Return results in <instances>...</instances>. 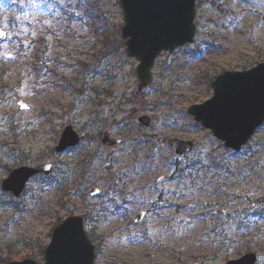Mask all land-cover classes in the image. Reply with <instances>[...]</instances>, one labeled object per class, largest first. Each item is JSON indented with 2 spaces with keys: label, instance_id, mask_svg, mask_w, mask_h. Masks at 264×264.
<instances>
[{
  "label": "rangeland",
  "instance_id": "obj_1",
  "mask_svg": "<svg viewBox=\"0 0 264 264\" xmlns=\"http://www.w3.org/2000/svg\"><path fill=\"white\" fill-rule=\"evenodd\" d=\"M196 8L194 41L163 51L139 92L138 60L125 48L100 53L94 34L121 39L117 0H0V264L44 262L54 228L73 215L96 264H226L248 252L264 264V123L234 151L188 112L212 97L218 74L264 62V0ZM43 43L47 62L34 71ZM81 61L92 66L82 91L55 77L79 76ZM68 125L80 142L57 152ZM107 130L118 144L101 142ZM171 137L193 150L177 154ZM48 158L52 174L33 177L19 199L3 191L12 169Z\"/></svg>",
  "mask_w": 264,
  "mask_h": 264
},
{
  "label": "water",
  "instance_id": "obj_2",
  "mask_svg": "<svg viewBox=\"0 0 264 264\" xmlns=\"http://www.w3.org/2000/svg\"><path fill=\"white\" fill-rule=\"evenodd\" d=\"M197 0H118L123 11L124 24L121 27V39L129 57L136 58L138 91L143 92L152 82V68L156 58L163 52H172L176 48L194 41L197 26ZM264 20V16H263ZM0 36V43L7 37ZM213 95L200 104L188 108L196 121L209 128L214 135L224 142L225 147L239 151L246 145L256 130L264 122V62L243 71H224L212 81ZM21 109L30 106L23 100L18 101ZM139 121L149 126L151 118L141 116ZM80 135L72 125H68L59 140L56 150L64 152L77 145ZM102 143L112 146L118 139L110 138V131L103 134ZM168 144H177L178 154L188 153L194 142L177 137L169 138ZM53 163L50 161L37 166L23 165L13 169L3 180L4 191L21 196L29 179L38 174H50ZM100 192L91 190V195ZM146 215L140 210L134 222L141 223ZM95 245L89 238L82 216L73 215L59 223L52 232L51 241L45 249L44 262L26 258L10 261L7 264H96ZM258 254L245 253L229 260L226 264H257ZM188 264H199L188 263Z\"/></svg>",
  "mask_w": 264,
  "mask_h": 264
},
{
  "label": "trees",
  "instance_id": "obj_3",
  "mask_svg": "<svg viewBox=\"0 0 264 264\" xmlns=\"http://www.w3.org/2000/svg\"><path fill=\"white\" fill-rule=\"evenodd\" d=\"M95 36H97L98 38H102L101 39V43H102V50H100V53H104V54H108L106 51H109L111 49V47H115V49H119V48H124V44L121 41V39H119L118 37H114L111 38L109 34H107V32H105L104 29H101L100 27H98V29L95 30ZM47 46H45V44L43 43L42 47H40V49L36 52L34 58H36V67L33 68L34 71H37L36 69L38 68V66L40 64H45L47 61L44 60V58L46 57L47 54ZM97 57V56H96ZM80 66L82 68L81 73L79 74V76L72 78V79H67L65 77V75L62 74H58V76H55L56 78H60L61 81L66 82L69 87L78 90V91H82V88L85 87V83H86V76H85V72H87V70L91 69V64L89 63H84L83 61L80 62ZM91 66V67H90ZM38 70H43V69H38ZM93 91H97L98 92V88L96 86H91Z\"/></svg>",
  "mask_w": 264,
  "mask_h": 264
},
{
  "label": "snow or ice",
  "instance_id": "obj_4",
  "mask_svg": "<svg viewBox=\"0 0 264 264\" xmlns=\"http://www.w3.org/2000/svg\"><path fill=\"white\" fill-rule=\"evenodd\" d=\"M3 35H5V33H4V32H2V31H0V36H3Z\"/></svg>",
  "mask_w": 264,
  "mask_h": 264
}]
</instances>
